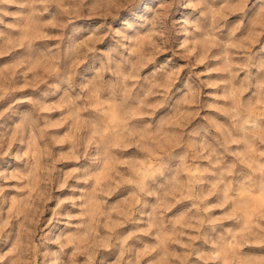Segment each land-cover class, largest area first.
Masks as SVG:
<instances>
[{"label":"clouds","instance_id":"clouds-1","mask_svg":"<svg viewBox=\"0 0 264 264\" xmlns=\"http://www.w3.org/2000/svg\"><path fill=\"white\" fill-rule=\"evenodd\" d=\"M0 264H264V0H0Z\"/></svg>","mask_w":264,"mask_h":264}]
</instances>
